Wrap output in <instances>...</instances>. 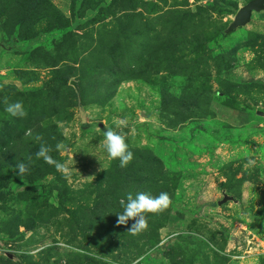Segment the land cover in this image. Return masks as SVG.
I'll return each mask as SVG.
<instances>
[{"label":"rangeland","instance_id":"374dc122","mask_svg":"<svg viewBox=\"0 0 264 264\" xmlns=\"http://www.w3.org/2000/svg\"><path fill=\"white\" fill-rule=\"evenodd\" d=\"M250 1L0 0V264H264V12L226 32ZM139 191L170 203L132 235Z\"/></svg>","mask_w":264,"mask_h":264},{"label":"clouds","instance_id":"9594fccd","mask_svg":"<svg viewBox=\"0 0 264 264\" xmlns=\"http://www.w3.org/2000/svg\"><path fill=\"white\" fill-rule=\"evenodd\" d=\"M4 111L12 117L23 118L26 116L25 108L21 101H14L8 103ZM104 149L109 158L118 160L119 166L124 168L132 160L133 153L129 150L125 143L123 135L114 132L110 128H106L103 133ZM50 149L41 144L36 152L37 158H42L47 164L54 165L57 170H62L64 165L58 161L53 160L49 155ZM18 175L25 173L26 164L21 162L16 165ZM170 203L167 192H160L153 196L150 192L139 191L134 195L130 192L126 194L124 200L120 201L122 212L116 213L117 223L125 224L128 220L134 218V222L129 228V233L135 235L147 228L146 213H155L166 208Z\"/></svg>","mask_w":264,"mask_h":264},{"label":"water","instance_id":"95a60500","mask_svg":"<svg viewBox=\"0 0 264 264\" xmlns=\"http://www.w3.org/2000/svg\"><path fill=\"white\" fill-rule=\"evenodd\" d=\"M264 12V0H252L244 7H242L236 16L234 17L233 22L226 30L227 33H231L239 27L246 26L252 19L254 13ZM231 199L228 196H225L224 199L219 203H225L227 200Z\"/></svg>","mask_w":264,"mask_h":264},{"label":"trees","instance_id":"16d2710c","mask_svg":"<svg viewBox=\"0 0 264 264\" xmlns=\"http://www.w3.org/2000/svg\"><path fill=\"white\" fill-rule=\"evenodd\" d=\"M4 49H9V50H16L17 48L13 47V46H1Z\"/></svg>","mask_w":264,"mask_h":264}]
</instances>
